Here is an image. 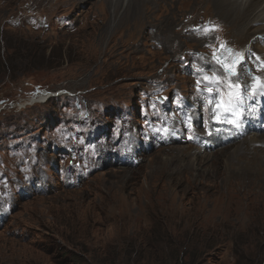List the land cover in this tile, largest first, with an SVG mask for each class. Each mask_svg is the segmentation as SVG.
Listing matches in <instances>:
<instances>
[{
	"label": "rangeland",
	"instance_id": "1",
	"mask_svg": "<svg viewBox=\"0 0 264 264\" xmlns=\"http://www.w3.org/2000/svg\"><path fill=\"white\" fill-rule=\"evenodd\" d=\"M99 1L0 0V264H264V23Z\"/></svg>",
	"mask_w": 264,
	"mask_h": 264
},
{
	"label": "bare ground",
	"instance_id": "2",
	"mask_svg": "<svg viewBox=\"0 0 264 264\" xmlns=\"http://www.w3.org/2000/svg\"><path fill=\"white\" fill-rule=\"evenodd\" d=\"M69 1L73 3L76 0H53V5L63 6L65 3L68 4ZM169 1L172 0H100L99 2L101 3L98 4L99 10L105 11L106 7L108 6L110 13L108 16L109 18L105 19L104 20L105 23H102L101 25L100 33L96 38L97 43H99L100 45L102 43L106 44L104 46H113L120 43V45L124 46V43L121 40L117 39L118 37L124 36V34L128 37L129 42L132 39H140L141 37L145 36L147 31L146 21L151 17L155 16L157 11L166 2ZM189 1H190L189 5L192 7V10L190 11L200 12V13L204 12V14L210 13L212 16H216V18L219 21L218 28L222 27L226 33L233 34L238 38L239 41L246 38V35L253 30V25H255L256 23H264V0H189ZM102 14L104 13L102 12ZM165 29H166V33H168L170 37H173L174 34L179 32L180 26L175 25V28L173 29L172 28H165ZM157 34H160L159 30ZM166 43H169V46L171 48L174 47L173 42L168 41ZM166 43L163 42L161 46L163 47L164 45H166ZM102 51L106 52L107 50L104 49ZM252 51L253 50H251V52ZM245 54L248 57L247 51H245ZM259 68L262 67L260 66ZM261 71L262 72L259 73L258 75L257 73L254 74L259 78L262 77L264 79V69ZM262 78L260 79L261 81ZM260 80H258V82H260ZM28 104L31 103L29 102ZM230 127H234V126H230ZM256 140H258L261 143L262 151L264 152V133L262 134L257 133L255 135H252V137H249L248 140H246V142L244 143L245 145H247L245 149H251V142ZM258 164H264V160L259 159Z\"/></svg>",
	"mask_w": 264,
	"mask_h": 264
},
{
	"label": "snow or ice",
	"instance_id": "3",
	"mask_svg": "<svg viewBox=\"0 0 264 264\" xmlns=\"http://www.w3.org/2000/svg\"><path fill=\"white\" fill-rule=\"evenodd\" d=\"M239 62H240V61H237V63H239ZM225 68H226V71H229V74H230V75H235L234 68H233V69H229L227 66H225ZM234 99H235V98L230 99L229 103H232ZM237 126H239V125L237 124Z\"/></svg>",
	"mask_w": 264,
	"mask_h": 264
}]
</instances>
